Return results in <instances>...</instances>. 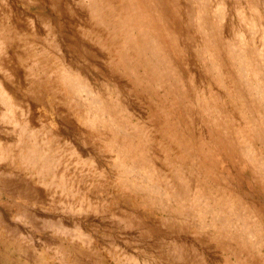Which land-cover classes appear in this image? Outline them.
<instances>
[{
	"label": "rangeland",
	"instance_id": "1",
	"mask_svg": "<svg viewBox=\"0 0 264 264\" xmlns=\"http://www.w3.org/2000/svg\"><path fill=\"white\" fill-rule=\"evenodd\" d=\"M10 75L17 91L14 97L11 90L0 92V99L14 98L17 123L46 124L52 163H62L56 174H63L61 183L76 198L47 205L63 215V249L73 251L68 261L58 252L53 227L45 236L38 220L9 218L0 221V264H252L246 259L264 256V0H0V78L10 84ZM44 77L47 90L39 92L37 81ZM236 78L243 97L232 100L225 89H233ZM246 100L253 109L243 115ZM60 115L92 139H52ZM242 115L248 123L239 120ZM101 121L107 132L98 133ZM247 124L255 129L246 133ZM234 128L248 144L244 158L254 163H243L238 175L226 154L212 161L202 147L216 146L213 132L236 145ZM177 169L191 184L190 195L209 198L204 220L193 214L206 202L189 204L191 216L179 214L182 203L172 196ZM87 181L89 187L80 188ZM218 191L240 201L235 216L228 214L229 204L219 205ZM217 211L229 223L228 233L213 234ZM7 222L19 230H8Z\"/></svg>",
	"mask_w": 264,
	"mask_h": 264
},
{
	"label": "crops",
	"instance_id": "2",
	"mask_svg": "<svg viewBox=\"0 0 264 264\" xmlns=\"http://www.w3.org/2000/svg\"><path fill=\"white\" fill-rule=\"evenodd\" d=\"M10 76L12 78L10 84L13 87L9 84V80L5 81V76H2L0 81L3 85L0 84V92H9L11 90L13 93L12 97H14L17 89H15L14 86V77L12 75ZM25 79H27V81L29 80L26 76L24 80ZM37 82L39 92H45L47 90L45 86V77L44 79H38ZM23 85V91H31L30 84L23 83ZM2 88H5V90ZM72 90H78V88L75 89L73 87ZM40 103L41 102L38 101V104ZM26 104L27 103H24V106ZM43 104L46 105V102ZM24 106L19 104L17 108L22 107L23 109ZM29 106H31V103H29ZM15 107L14 98L0 99V221L4 223V221L9 218H17L26 222H35L38 220V223H35L38 224L39 232L45 236H48V233L52 232L57 234L55 236V245L60 247L58 252L61 251L63 258L68 261V253H72L73 251L70 252L69 250L63 249V246L67 243L65 242L66 240L64 241L62 238L65 233L64 229H62L63 215L57 216V213L53 214L54 211H48L47 205L62 204L65 198L66 201L70 202L76 198L74 197L75 194L70 192V189H67L66 186L61 183L60 178H62L63 174L60 177L57 175L62 163L58 165H53L52 163L55 158L53 154L50 155L48 153L52 148L48 147V131L46 124L39 122L38 125H33L31 127L30 125L32 123L30 124L29 120L28 122L25 121L24 124L21 122L17 123L15 121V115L17 114ZM35 108H38L37 114L40 115V108ZM31 119L32 117H30V120ZM58 119H60L58 123L60 125V131L52 129V131L49 132V134L54 137H52V139L62 141L64 138H68L76 140L77 143L85 138L92 139L90 134H84L75 121L64 119L63 115H60ZM104 124L105 123L102 121L98 123L97 128L100 129L98 133L107 132L104 130ZM92 135L94 134L92 133ZM96 167L102 172L105 171L104 164L97 165ZM85 183L86 182L83 184ZM75 185L74 181L71 187L75 188ZM123 185L126 187V183L122 185L119 184L118 187H122ZM100 186L104 187L105 185ZM86 187H89L88 181L86 186L80 188ZM104 189L105 187L103 190ZM88 190L89 188L86 191L87 193ZM48 223H50L49 227ZM7 224V226L11 225L8 222ZM14 226L15 225L12 224V226L7 228L14 232L18 231L20 226ZM51 228L53 229L52 232L50 231ZM70 245H77V243L73 244L71 239ZM76 248H72L74 252L79 250V248ZM78 252L79 251H77V253Z\"/></svg>",
	"mask_w": 264,
	"mask_h": 264
},
{
	"label": "bare ground",
	"instance_id": "3",
	"mask_svg": "<svg viewBox=\"0 0 264 264\" xmlns=\"http://www.w3.org/2000/svg\"><path fill=\"white\" fill-rule=\"evenodd\" d=\"M204 14V13H203ZM178 15V14H177ZM178 17V16H177ZM196 20V19H195ZM197 21V20H196ZM174 25V24H173ZM137 26V25H136ZM139 27V26H138ZM177 27V26H176ZM175 27V28H176ZM181 29V28H180ZM141 30V29H140ZM174 30V29H173ZM172 30V31H173ZM179 30V29H178ZM169 31V30H168ZM171 32V31H170ZM167 36V35H166ZM263 39V38H262ZM170 41V40H169ZM178 43V42H177ZM138 44V43H137ZM210 44V43H209ZM141 47V46H140ZM221 47V46H220ZM232 48V47H231ZM156 49V48H155ZM157 50V49H156ZM204 50V49H203ZM174 51V50H173ZM205 51V50H204ZM210 51V50H209ZM258 51V50H257ZM180 52V51H179ZM237 52V51H236ZM142 53V52H141ZM174 53V52H173ZM239 53V52H238ZM158 54V53H157ZM205 54V53H204ZM213 54V53H212ZM240 54V53H239ZM236 56V55H235ZM142 57V56H141ZM242 58V57H241ZM128 59V58H127ZM126 61V60H125ZM256 61V60H255ZM118 62V61H117ZM140 62V61H139ZM155 63V62H154ZM263 64V63H262ZM148 65V64H147ZM236 65V64H235ZM123 66V65H122ZM118 67V66H117ZM164 67V66H163ZM166 68V67H165ZM237 68H238V66H237ZM236 68V69H237ZM124 69V68H123ZM148 69V68H147ZM161 69V68H160ZM181 69V68H180ZM242 69V68H241ZM148 71H149V69H148ZM164 71V70H163ZM172 71V70H171ZM182 71V70H181ZM124 72V71H123ZM167 72V71H166ZM165 72V73H166ZM175 72V71H174ZM237 72V71H236ZM125 73V72H124ZM172 73V72H171ZM181 73V72H180ZM152 74V73H151ZM185 74V73H184ZM243 74V73H242ZM132 75V74H131ZM135 75V74H134ZM220 75V74H219ZM235 75V74H234ZM244 75V74H243ZM151 76H153V75H151ZM150 76V77H151ZM182 76V75H181ZM236 76H238L237 74H236ZM159 77V76H158ZM183 77V76H182ZM137 79H139V76H137L136 77ZM141 78V77H140ZM152 78V77H151ZM168 78V77H167ZM220 78V77H219ZM170 79V78H169ZM222 79V78H221ZM238 79H239V77H238ZM238 79L236 78V80H234V88L233 89H228V88H226L225 90H226V94H228L229 95V97L233 100L234 99V97H236V98H242L243 97V89L242 88H240V86L237 88V86H238ZM241 79V78H240ZM140 80V79H139ZM174 80V79H173ZM184 80V79H183ZM224 80V79H223ZM232 80V79H231ZM242 80V79H241ZM241 80H240V82H241ZM160 81V80H159ZM243 81V80H242ZM171 82H173V81H171ZM185 82H186V80H185ZM222 82V81H221ZM225 82V81H224ZM134 83L136 84V81H134ZM182 83V82H181ZM140 84V83H139ZM157 84V83H156ZM167 84V83H166ZM179 84V83H178ZM185 84V83H184ZM226 84V83H225ZM240 84H242V83H240ZM151 85V84H150ZM180 85V84H179ZM182 85V84H181ZM224 85V84H223ZM141 86V85H140ZM144 86V85H143ZM169 86V85H168ZM152 87V86H151ZM171 87V86H170ZM141 90V89H140ZM148 90V89H147ZM246 90V89H245ZM221 91V90H220ZM247 91V90H246ZM168 92V91H167ZM175 93H177V91L175 92ZM220 95V94H219ZM248 95V94H247ZM175 97H176V99L180 102V100L182 99V97L180 96V94H175ZM199 98H200V96H199ZM215 99H218V97L217 96H215ZM93 100V99H92ZM172 100H174L173 98H172ZM205 100V99H204ZM220 100V99H219ZM254 100V99H253ZM184 101V100H183ZM201 101V100H200ZM241 101H242V99H241ZM202 102V101H201ZM232 102V101H231ZM247 102V100L244 102H242L243 104L240 106V109L241 108H243V110H242V112H244L243 113V115L245 114V111H247L248 109H253V108H251L252 107V103H250V102H248V103H246ZM254 102V101H253ZM172 103V102H171ZM178 103V102H177ZM237 103V102H236ZM255 103V102H254ZM260 103V102H259ZM174 104V103H173ZM176 104V103H175ZM180 104H183V107H184V110L186 111V108H185V106L187 105V103H184V102H180ZM190 104V103H189ZM221 105V104H220ZM233 105V104H232ZM206 106V105H205ZM224 106V105H223ZM219 107V106H218ZM235 107H236V105L235 106H233V109H234V111H235ZM238 107V106H237ZM170 108V107H169ZM239 108V107H238ZM206 109V108H205ZM225 109H227V108H225ZM246 109V110H245ZM171 110H172V106H171ZM179 110V109H178ZM239 110V109H238ZM255 111H257V109L255 110ZM172 112V111H171ZM190 112V111H189ZM239 116H241V110H239ZM167 114H168V112H167ZM252 114V113H251ZM242 115V117L239 119L241 122H247L248 123V120H247V116L245 117V116H243ZM155 116V115H154ZM169 116V115H168ZM249 116V115H248ZM167 117V116H166ZM171 117V116H170ZM202 117V116H201ZM227 117V116H226ZM190 118V117H189ZM204 118H205V116H204ZM252 118V117H251ZM157 119V118H156ZM167 119V118H166ZM174 119V118H173ZM192 119H194V118H192ZM231 119V118H230ZM170 120V119H169ZM187 120H188V118H187ZM163 121V120H162ZM194 121V120H193ZM203 121H204V119H203ZM206 121H208V120H206ZM171 122H173V121H171ZM214 122V121H213ZM212 122V123H213ZM176 123V122H175ZM174 123V124H175ZM194 123V122H193ZM233 123V122H232ZM173 125V124H172ZM232 125V124H231ZM108 126V125H107ZM208 126H211L212 127V125H210V124H208ZM177 127H178V125H177ZM254 126H253V124H247L246 125V128L244 129V131L247 133L249 130H251V131H253L255 128H253ZM142 128V127H141ZM168 128V127H167ZM220 128V127H219ZM188 129H189V127H188ZM187 129V130H188ZM213 129V128H212ZM174 130H175V127H174ZM190 130V129H189ZM219 130V129H218ZM226 130V129H225ZM197 131V130H196ZM208 131H209V129H208ZM164 132V131H163ZM194 132V131H193ZM126 133V132H125ZM128 133V132H127ZM188 133V132H187ZM192 133V132H191ZM217 133V132H216ZM230 133H232L231 135H234L235 136V139L237 140V143H236V145H234L233 146V143H231L233 140H231L227 135H225L224 133L223 134H221V135H216L214 132L212 133V140H215L216 142H214L215 144H216V146H214L213 148L211 147V148H209L210 147V145H209V142H207L206 144H204L202 147L204 148V149H206V150H209L208 151V153H209V157L212 159V161H215V160H220V158L219 157H222L221 156V153L223 154H226V156H228V159H229V161H230V164L229 165H232L233 167H234V169L235 170H237L236 171V174L238 175L239 174V172L240 173H244V170H243V167H244V164L243 163H249L250 164V166L251 167H254V163L250 160V161H247L245 158H244V156L245 155H247V153H245V155H243V150L244 151H246L247 150V152H250V151H248L249 150V148L247 147V145H243L242 144V142H241V139H243V138H241L242 136H243V132L242 131H240V130H237V131H235V128H234V132H230ZM256 133V132H255ZM260 133V132H259ZM167 134V133H166ZM195 134H196V132H195ZM209 135V134H208ZM165 136H167V135H165ZM197 136V135H196ZM205 136V135H204ZM229 136H230V134H229ZM181 138H182V136H180ZM185 138V137H184ZM208 138V137H207ZM186 139V138H185ZM191 139V138H190ZM208 140H210V139H208ZM176 141V140H175ZM206 141H207V139H206ZM181 142V141H180ZM183 142V141H182ZM211 143V142H210ZM173 145V144H172ZM218 145V146H217ZM171 146V145H170ZM198 146V145H197ZM245 147V148H244ZM179 148V147H178ZM187 149V148H186ZM190 149V148H189ZM196 149V148H195ZM174 150V149H173ZM196 151H198V150H196ZM242 152V153H241ZM188 153V152H187ZM185 155L186 154H184V152L183 151H181L180 150V152H179V156L180 157H182V158H184L185 157ZM200 156V155H199ZM230 157V158H229ZM178 158V157H177ZM185 158H187V157H185ZM202 158V157H201ZM180 158H178V160H179ZM230 159H232V162H231V160ZM221 160H222V158H221ZM176 161V160H175ZM223 161V160H222ZM225 161V160H224ZM247 161V162H246ZM201 162V161H200ZM179 164V163H178ZM191 164V163H190ZM205 164V163H204ZM210 164V163H209ZM174 166H176V168L178 167V165H176V164H173ZM187 165V164H186ZM191 166V165H190ZM226 165H224V167H225ZM260 166V165H259ZM258 166V167H259ZM188 167V169H190V167L189 166H187ZM210 167V166H209ZM208 167V168H209ZM184 168V167H183ZM194 168V167H193ZM260 168V167H259ZM245 169V168H244ZM173 170V169H172ZM183 170V169H182ZM181 170V171H182ZM210 170L213 172V173H218L219 171H217V168L216 167H211L210 168ZM259 170V169H258ZM164 171V170H163ZM227 171H229L228 169H227ZM156 172V171H155ZM189 172V171H188ZM192 172V171H191ZM172 173V172H171ZM220 173V172H219ZM261 173V172H260ZM167 174V173H166ZM183 174V173H182ZM182 174H180V172H179V170L177 169L176 171H174V175H172V177H173V179L175 180V181H177V183L179 184V186L173 191V198H176V199H178L181 203H182V208H181V210H179V214L183 217L184 215H186V214H190V213H188V205L190 204V205H193V207L194 208H196V207H199L198 205L200 204V203H205L206 204V208H204V210H201L200 209V211H198V212H196L195 214H193L194 215V217H198V218H200V219H202V220H204V217L208 214V213H210V211H209V209H208V205H207V203H209V201L210 200H208L209 198L208 197H206V194H205V192H204V194H202V192H200L199 194H197V196H194V195H190V193H192L193 191H192V186H191V184L190 183H188L186 180H184V178H183V175ZM192 174H194V173H192ZM202 174V173H201ZM206 174V173H205ZM223 175H224V173H222ZM221 174V175H222ZM227 174V173H226ZM232 174V173H231ZM230 174V175H231ZM249 174H251V173H249ZM216 175V174H215ZM222 175V177H221V179H222V181L224 180V176ZM263 175V174H262ZM193 177V176H192ZM196 177V176H195ZM209 177V176H208ZM239 177H241V176H239ZM263 177V176H262ZM199 178V177H198ZM211 177H209L208 179H210ZM193 179V178H192ZM226 179V178H225ZM168 180V179H167ZM200 180V179H199ZM232 180V179H231ZM245 180H246V178L245 177H243L242 178V182H245ZM169 181V180H168ZM174 183V182H173ZM204 183V182H203ZM206 183V182H205ZM213 183V182H212ZM218 183V182H217ZM231 182H229V184H230ZM198 184H201L202 185V183H198ZM197 184V186H199L200 188H201V185H198ZM208 184V183H207ZM242 185H243V183H241ZM174 185V184H173ZM204 185V184H203ZM213 185V184H212ZM219 185V184H218ZM226 185V184H225ZM171 186V185H170ZM196 186V187H197ZM206 186V185H205ZM217 186V185H216ZM220 192H221V189L223 190L224 189V187H223V185H221V183H220ZM231 187V186H230ZM154 188V187H153ZM198 188V187H197ZM208 188V187H207ZM174 189V188H173ZM216 189V188H215ZM215 189H214V191H215ZM239 189H241V187H239ZM225 190V189H224ZM153 191V190H152ZM182 191V192H181ZM229 191V190H228ZM243 191L245 192V188L243 189ZM242 191V192H243ZM181 192V193H180ZM220 192L218 191V193H217V198H218V201H219V205L220 206H222V207H225L226 205H230V206H228L229 207V209H228V211L227 212H229L228 214H233L234 216L237 214L236 213V210H235V208L240 204V201H238L237 200V198L235 197V195L233 196V197H231L230 198V196H229V198L228 197H226L225 195H223V194H220ZM196 193V192H195ZM256 193L258 194V195H260V194H262V192L259 190V191H256ZM183 194V195H182ZM213 194V193H212ZM245 194V193H244ZM210 196V195H209ZM216 196V195H215ZM242 196H244V195H242ZM241 196V197H242ZM246 196V195H245ZM245 198H247V197H245ZM239 199V198H238ZM215 200V199H214ZM243 200H245V199H243ZM261 200H263V199H261ZM242 205V204H241ZM245 206V205H244ZM205 207V206H204ZM215 208V207H214ZM220 209H222V208H220ZM199 210V209H198ZM215 210V209H214ZM255 212H256V209L254 210ZM254 212V213H255ZM263 212V211H262ZM251 214V213H250ZM246 215H248V214H246ZM256 215V214H255ZM260 215V214H259ZM190 216H191V214H190ZM250 216V215H249ZM225 218H226V216H225ZM229 218V217H228ZM259 218V217H258ZM170 219V218H169ZM264 219V218H263ZM167 220V219H166ZM182 220V219H181ZM212 220H213V222L212 223H214V231H213V234H224L225 232L226 233H228V229H229V227H228V225H229V223L228 224H226L225 222H224V218H223V216L221 215V214H219L218 213V211L217 212H214L213 213V215H212ZM189 221H190V218H189ZM192 221V220H191ZM190 221V222H191ZM197 221V220H196ZM221 221V222H220ZM225 221H227V220H225ZM226 224H224V223ZM168 223V222H167ZM199 223V222H198ZM218 223H220V224H218ZM206 225V224H205ZM203 225V227H201V228H204L205 229V227H208V225ZM211 225H213V224H211ZM161 226V225H160ZM164 226V225H163ZM198 226V225H197ZM235 226V225H234ZM155 226H153V228H154ZM187 228V227H186ZM189 229V228H188ZM190 229H192V230H194V232H197V230L198 229H196V227L195 226H193L192 224H190ZM155 230H156V232H158V231H161L160 230V227H156L155 228ZM155 232V231H154ZM230 235V234H229ZM233 235H234V232H233ZM177 236V235H176ZM224 237V236H223ZM229 237H231V235L229 236ZM200 238V237H199ZM218 239V238H217ZM232 239V238H231ZM237 239H240V238H238V236H237ZM198 240V239H197ZM241 240V239H240ZM239 240V241H240ZM226 243H227V241H225ZM225 243V244H226ZM228 243H229V240H228ZM203 244V243H202ZM223 244V243H222ZM250 245V244H249ZM229 245L228 244H226L225 245V247H228ZM246 246V245H245ZM182 247H184L183 245H182ZM178 248V247H177ZM234 248V247H233ZM251 248V247H250ZM196 249H198V248H196ZM233 250V249H232ZM248 250V249H247ZM252 250L254 251L255 249L254 248H252ZM204 251H205V249H204ZM230 251V250H229ZM240 251H242V249H240L239 250V252ZM237 252V251H236ZM258 252V251H257ZM256 252V253H257ZM235 253V252H234ZM238 253V252H237ZM237 253H236V255H237ZM252 253V252H251ZM227 254V253H226ZM255 254V253H254ZM262 254V253H261ZM250 256V255H249ZM231 257V256H230ZM248 257V256H247ZM246 258V257H245ZM200 259V258H199ZM226 259V258H225ZM248 262L247 263H258V264H264V256H262V255H260V254H258V256H257V254L255 255V256H250V258H247L246 259ZM231 261V260H230ZM196 263V262H195ZM252 263V264H253Z\"/></svg>",
	"mask_w": 264,
	"mask_h": 264
}]
</instances>
